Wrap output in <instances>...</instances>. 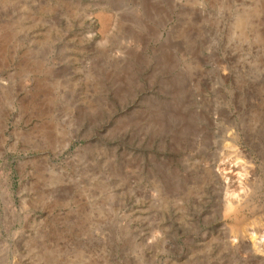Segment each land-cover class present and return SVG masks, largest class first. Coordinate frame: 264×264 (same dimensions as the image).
Listing matches in <instances>:
<instances>
[{
    "label": "rangeland",
    "instance_id": "rangeland-1",
    "mask_svg": "<svg viewBox=\"0 0 264 264\" xmlns=\"http://www.w3.org/2000/svg\"><path fill=\"white\" fill-rule=\"evenodd\" d=\"M0 264H264V0H0Z\"/></svg>",
    "mask_w": 264,
    "mask_h": 264
},
{
    "label": "bare ground",
    "instance_id": "bare-ground-1",
    "mask_svg": "<svg viewBox=\"0 0 264 264\" xmlns=\"http://www.w3.org/2000/svg\"><path fill=\"white\" fill-rule=\"evenodd\" d=\"M248 166V165H247ZM246 167V166H245ZM249 167V166H248ZM252 167V166H251ZM249 170V169H248Z\"/></svg>",
    "mask_w": 264,
    "mask_h": 264
}]
</instances>
